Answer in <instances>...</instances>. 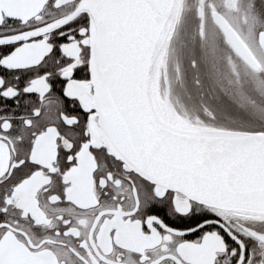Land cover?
<instances>
[{
  "label": "snow or ice",
  "instance_id": "1",
  "mask_svg": "<svg viewBox=\"0 0 264 264\" xmlns=\"http://www.w3.org/2000/svg\"><path fill=\"white\" fill-rule=\"evenodd\" d=\"M0 264H264V0H0Z\"/></svg>",
  "mask_w": 264,
  "mask_h": 264
}]
</instances>
